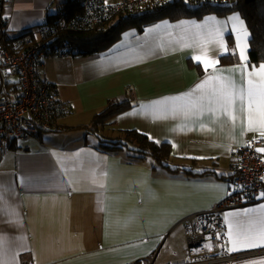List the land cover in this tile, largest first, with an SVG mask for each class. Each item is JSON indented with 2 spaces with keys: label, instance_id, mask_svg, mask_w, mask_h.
I'll list each match as a JSON object with an SVG mask.
<instances>
[{
  "label": "crops",
  "instance_id": "obj_1",
  "mask_svg": "<svg viewBox=\"0 0 264 264\" xmlns=\"http://www.w3.org/2000/svg\"><path fill=\"white\" fill-rule=\"evenodd\" d=\"M60 1L13 0L6 10L8 36L41 28ZM233 15L238 14L159 20L141 32L127 30L94 58L62 55L42 62L39 78L53 86L69 112L60 132L34 134L29 141H13L0 151V236L10 246L9 255L18 253L15 264H193L196 260L186 254L191 224L195 230L221 234L219 256H246L221 264L264 262V246L237 245L238 250L230 251L233 244L225 235L224 222L225 214L257 208L264 198L213 211L234 191L233 183L217 176L230 175L235 152L260 137L259 132L246 130L247 106L241 112L239 103L235 105V120L207 111L190 118L154 119L147 107H140L189 93L208 75L230 76L239 85L240 59L231 23L222 39L228 52L231 39L234 63L220 64L226 56L220 55L224 48L215 43L206 46L207 56L219 59L217 73L212 68L206 72L192 60L202 53L190 39L184 46L181 38L190 36L189 26L172 27L181 21L204 23L206 17L226 21ZM157 24L161 27L147 32ZM244 27L247 30L245 22ZM249 39L248 32L246 57L251 71L264 63L249 65ZM114 99H130L131 108L91 130L94 115ZM134 110L136 114L130 115ZM125 131L168 144L169 168L156 165L152 157L135 159L125 150L101 149V138L118 139ZM203 171L209 173L198 175Z\"/></svg>",
  "mask_w": 264,
  "mask_h": 264
},
{
  "label": "built area",
  "instance_id": "obj_2",
  "mask_svg": "<svg viewBox=\"0 0 264 264\" xmlns=\"http://www.w3.org/2000/svg\"><path fill=\"white\" fill-rule=\"evenodd\" d=\"M161 0H121L108 5L106 0H86L83 6L91 16V27L104 24L115 12ZM13 0H0V30L7 33L6 10ZM64 9L54 25V33L74 29L77 22ZM57 51L47 40L38 41L26 50L11 52L0 43V151L7 149L16 140L27 142L34 134L56 133L62 130L61 121L69 112L66 103L58 100L49 83L38 76V69L47 57ZM264 138L261 136L240 147L229 166L235 175L234 191L218 203L214 212L248 206L255 203L264 193ZM219 232L207 228L195 230L190 227L186 243V254L196 260L193 264H221L246 257L219 256L222 248ZM205 245H210L205 247Z\"/></svg>",
  "mask_w": 264,
  "mask_h": 264
},
{
  "label": "trees",
  "instance_id": "obj_3",
  "mask_svg": "<svg viewBox=\"0 0 264 264\" xmlns=\"http://www.w3.org/2000/svg\"><path fill=\"white\" fill-rule=\"evenodd\" d=\"M85 1H60L57 8L47 15L46 22L41 28L27 29L22 34L12 37L8 36L7 33L2 34L0 30V43L11 52L18 53L30 48L38 40H47L49 46H56L57 48V51L51 56L66 55L74 58L91 59L109 49L120 40L124 32L130 29L141 32L147 26L164 19L170 21L189 18L200 20L206 15L225 17L231 13H237L245 22L250 35L249 65L253 67L264 63V0H161L131 10L115 12L110 20L95 27H91V16L87 13L86 7L83 6ZM62 9L69 14V17L75 19L77 26L74 29L54 33L53 28L57 24ZM229 41V54L220 59L222 65L235 62L236 54H231L234 48L231 39ZM130 108V99L111 100L101 112L94 115L89 128L94 131L98 127H104ZM99 141L102 150H125L130 157L135 159L152 157L156 165L169 168L166 159L170 153V146L152 142L145 135L136 131H125L122 137L118 139L101 138ZM175 169L176 171L190 172L186 169ZM207 173L209 172L203 171L198 175H206ZM217 178L233 183L235 175H219Z\"/></svg>",
  "mask_w": 264,
  "mask_h": 264
},
{
  "label": "snow or ice",
  "instance_id": "obj_4",
  "mask_svg": "<svg viewBox=\"0 0 264 264\" xmlns=\"http://www.w3.org/2000/svg\"><path fill=\"white\" fill-rule=\"evenodd\" d=\"M228 23L232 24L231 32L235 34V50L239 52L240 64L237 66V69L241 72V83L239 85L230 76L222 74L208 75L189 93L156 101L148 106L141 105V109L147 107L154 119L180 115L190 118L203 115L207 111L213 115L224 113L235 120L236 117L233 112L235 105L239 103L241 112H244L245 105L247 106L246 130L257 131L264 138V64H261L258 69L253 67L251 71H248L246 57L248 32L244 27V22L238 15H233L228 17L226 21H218L215 17H206L204 23L181 21L180 25L172 27L189 26L190 36L181 38L184 41V46H189L187 41L190 39L193 43L199 45L202 53L199 56H192V60L196 61L198 65L202 64L206 72L209 68H212L213 72L217 73L220 72L216 68L219 59L208 57L206 46L209 43L218 44L221 48H224L220 55L229 54L222 39L224 32L228 30L226 27ZM164 24L166 25L167 21ZM160 27L161 25L157 24L154 28L147 29V32L155 31ZM235 50L231 54H235ZM245 73H247L246 78ZM129 114H136L135 110ZM149 138L151 139V137ZM157 143L159 142L157 141ZM256 151L264 152V148H257ZM93 182H95V176H93ZM99 186L103 188L104 184L101 183ZM258 198H264V193H261ZM224 222L228 228L225 235L233 244L230 251L238 250L237 245L244 247L264 246V204H260L257 208L245 209L242 212L227 213ZM205 247L210 248V245H205ZM9 252V244L0 236V264H15V256L18 253L9 255ZM261 264H264V262H261Z\"/></svg>",
  "mask_w": 264,
  "mask_h": 264
},
{
  "label": "rangeland",
  "instance_id": "obj_5",
  "mask_svg": "<svg viewBox=\"0 0 264 264\" xmlns=\"http://www.w3.org/2000/svg\"><path fill=\"white\" fill-rule=\"evenodd\" d=\"M184 1H187V0H184ZM53 57H56V55H54ZM78 58V57H77ZM72 59H74L73 57H72ZM46 59H44L43 60V62L45 61ZM41 70V67L39 68V71ZM90 126V125H89ZM99 130H101V129H99ZM100 133H102L103 135H107V132H105L104 130H102V131H100ZM5 150H7V149H4V150H2V151H5Z\"/></svg>",
  "mask_w": 264,
  "mask_h": 264
}]
</instances>
